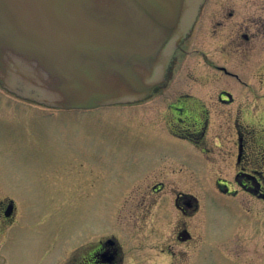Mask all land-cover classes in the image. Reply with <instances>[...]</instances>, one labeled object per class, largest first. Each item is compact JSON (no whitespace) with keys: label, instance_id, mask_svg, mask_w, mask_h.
I'll return each mask as SVG.
<instances>
[{"label":"rangeland","instance_id":"rangeland-1","mask_svg":"<svg viewBox=\"0 0 264 264\" xmlns=\"http://www.w3.org/2000/svg\"><path fill=\"white\" fill-rule=\"evenodd\" d=\"M185 39L160 90L94 107L53 104L30 65L9 62L19 93L0 84V264H84L104 235L121 243L118 264H264V201L235 179L240 133L264 192V92L212 80L202 89L197 16ZM189 133L198 144L180 137ZM156 182L165 187L152 192ZM179 192L195 210L170 205Z\"/></svg>","mask_w":264,"mask_h":264},{"label":"water","instance_id":"water-1","mask_svg":"<svg viewBox=\"0 0 264 264\" xmlns=\"http://www.w3.org/2000/svg\"><path fill=\"white\" fill-rule=\"evenodd\" d=\"M201 2L0 0V84L19 93L8 66L15 60L39 74L41 94L60 107L141 96L163 81Z\"/></svg>","mask_w":264,"mask_h":264},{"label":"flooded vegetation","instance_id":"flooded-vegetation-1","mask_svg":"<svg viewBox=\"0 0 264 264\" xmlns=\"http://www.w3.org/2000/svg\"><path fill=\"white\" fill-rule=\"evenodd\" d=\"M198 22L202 89L206 88V83L210 80L216 84L223 83V86L231 87H235L239 83L244 86L241 87L243 92L251 93L254 98L259 100L264 91L258 90L259 87L249 86L247 82L250 83L251 78L257 77L264 83V0H202L199 7ZM175 61L176 54L169 62L165 76L168 75ZM168 81L169 79L165 83ZM160 87L157 89L160 90L162 88ZM218 94H220L219 101L221 103L230 104L233 102L229 90L221 89ZM239 105L242 106V104ZM248 105L255 106L256 104L249 103L244 107H248ZM190 133L180 137L197 142L198 140L189 137ZM204 135L205 133L202 134V138ZM236 139V162L239 165L235 175L236 184L245 192L251 195L255 194L264 201L262 181L260 182L253 172L247 170L250 161L246 156L245 138L238 133ZM164 187L163 182H156L152 183L149 189L156 192L164 189ZM218 188L225 194H234L233 191L229 190L226 182L218 181ZM10 203L13 202L9 200L2 211L6 221L14 217V209L8 216L4 214ZM139 203L141 204V201ZM170 205L175 206L184 214H188L197 207L193 197L181 192L177 193L175 198L170 196ZM137 207L135 214L140 215V208ZM159 207L163 213L169 209L167 201L160 202ZM148 209L146 207L147 211H149ZM177 236L178 239H190V234L185 229L180 231ZM93 243L92 250L82 257L84 264H118L122 248L117 236L104 235Z\"/></svg>","mask_w":264,"mask_h":264}]
</instances>
